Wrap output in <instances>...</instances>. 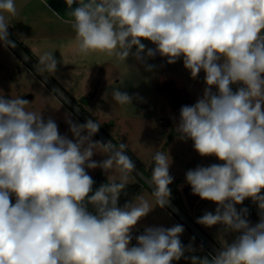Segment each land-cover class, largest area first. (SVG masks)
I'll return each mask as SVG.
<instances>
[{"label": "clouds", "instance_id": "9594fccd", "mask_svg": "<svg viewBox=\"0 0 264 264\" xmlns=\"http://www.w3.org/2000/svg\"><path fill=\"white\" fill-rule=\"evenodd\" d=\"M65 4L80 54L132 58L145 72L158 67L149 60L159 56L168 65L182 61L193 80L203 72L202 94L180 107L178 120L170 118L180 141H191L200 157L218 161L185 172L191 194L216 205L196 223L220 225L236 235L214 255L198 256L195 237L187 245L181 240L182 224L148 225L138 232L154 209L143 197L120 204L132 174L152 187L157 207L179 211L169 187L174 182L170 151L155 152L148 179L127 154L126 143L94 139L99 122L79 123L69 114L64 122L70 135L62 134L54 118L28 110V99L0 95V264H178L182 259L264 264V0ZM5 14H17L15 0H0V46L15 49ZM58 66L51 52L42 53L34 65L41 75H55ZM52 93L70 103L59 88ZM112 97L121 106L143 101L139 93L119 89ZM97 155L104 158L93 159ZM95 169L110 177L99 187L89 174ZM113 174H119L118 182ZM246 200L257 208L254 224L249 208L237 207Z\"/></svg>", "mask_w": 264, "mask_h": 264}, {"label": "rangeland", "instance_id": "374dc122", "mask_svg": "<svg viewBox=\"0 0 264 264\" xmlns=\"http://www.w3.org/2000/svg\"><path fill=\"white\" fill-rule=\"evenodd\" d=\"M15 4L17 14H5L9 23L10 39L15 42L23 41L37 57L44 52L53 53L59 61V66L55 75L47 72L41 75L35 70L36 63L18 46L15 49L0 46V95L6 98L28 99V110L42 113L45 118H54L62 134L68 133V126L64 121L69 114L79 123L92 117L111 138L118 143H126L133 158L144 165L146 172L150 174L155 163V152L162 151L167 154L170 151L173 159L170 174L174 177V188L181 199L180 205L173 201L172 205L179 211L174 213L171 208L157 207L151 194L152 187L148 184L136 195L133 202L137 197H143L154 210L140 222L136 230L148 225L167 227L179 223L185 227L182 239L190 240V232H196L197 235L201 233L206 237V240H201L200 236L195 234L206 251H210L209 246L213 244L220 245L222 249L230 243L235 233L223 231L220 225L205 228L196 223L198 217L205 211H214L216 205L192 195L190 186L185 183V172L188 169L218 161L214 157H200L194 151L191 141L179 140L180 134L176 132L170 118L174 115L178 120L179 113L173 112L168 99L160 91L167 79H172L190 94L193 104L205 87L203 72L198 79L193 80L190 73L184 69L182 61L168 65L159 56L149 60V63L158 67L153 72H145L143 66L132 58L124 62L106 52L80 54L77 51L76 32L73 28L74 18L67 14L71 9H67L65 0H15ZM76 6L74 4L73 8ZM145 43L152 47L149 42ZM54 87L59 88L65 97L68 94L70 103L60 100L56 93H52ZM114 89L133 95L139 93L143 101L134 99L133 105L121 106L112 97ZM76 109H79V112ZM98 133L105 141L110 140L101 130ZM94 139L98 140L97 137ZM103 158L100 155L93 157L95 160ZM97 170H89V174L93 176ZM137 170L142 173L138 168ZM105 175L110 178L108 174ZM143 177L148 178L144 174ZM111 179L119 180V174H113ZM139 180V176L132 174L128 182ZM242 206L257 212L256 206L250 200L237 207ZM258 220L259 216L251 222L254 224ZM183 243L188 244L186 240ZM181 261L178 264H181ZM184 262L189 263L185 260Z\"/></svg>", "mask_w": 264, "mask_h": 264}, {"label": "trees", "instance_id": "16d2710c", "mask_svg": "<svg viewBox=\"0 0 264 264\" xmlns=\"http://www.w3.org/2000/svg\"><path fill=\"white\" fill-rule=\"evenodd\" d=\"M17 46L23 50L26 55L32 59L36 64L38 63V57L36 56V54L23 42V41H16ZM17 55L20 57V59L23 60V57L19 54V52L16 50ZM27 62V61H25ZM30 66V65H29ZM63 90V88H62ZM64 91V90H63ZM160 91L165 95V97L168 99L172 110L175 114L179 113V109L182 105H191V96L190 94L184 90L183 88H180L177 83L172 80V79H167V81L160 87ZM64 93L66 94L67 92L64 91ZM57 96L60 98V100L64 101V98L62 96H59L57 94ZM66 96L68 97V94H66ZM69 98V97H68ZM183 101L185 103H183ZM65 102V101H64ZM76 104V103H75ZM78 106V105H77ZM79 108V106H78ZM80 109V108H79ZM91 119H93L92 117H90ZM100 130L107 136L109 137L110 140H112L113 143L119 144L117 141H115L113 138H111V136L103 129L100 127ZM175 131H173L172 134H174ZM98 138V140H104L101 135L99 133L96 134V136ZM105 141V140H104ZM127 154L135 161L136 166L138 167V169L144 174L146 175L148 178H151V174L146 172L145 166L142 164H139L132 156L131 152L129 151V149H126ZM93 179L96 181V184L94 185V187H99V185L101 183H105L108 182V178L106 177L105 174H103V172L98 169L97 172L92 176ZM140 180L138 182H134V183H130L128 182L127 187L125 189V193L126 194H122L121 198H120V204L123 205V203L127 200V201H134V198L136 197V195L143 189V187L147 186L148 183L139 176ZM117 182L119 180L115 179ZM171 191H172V201L177 204L180 205L181 204V199L179 198L178 192L176 191V188H174V183H172L170 186ZM15 202V198L13 197V203ZM89 210H93L92 206L89 205ZM249 220H257L258 219V214L255 210L249 208ZM219 246V245H218ZM220 247V246H219ZM208 255V253H207Z\"/></svg>", "mask_w": 264, "mask_h": 264}, {"label": "crops", "instance_id": "0c3cea01", "mask_svg": "<svg viewBox=\"0 0 264 264\" xmlns=\"http://www.w3.org/2000/svg\"><path fill=\"white\" fill-rule=\"evenodd\" d=\"M189 228V227H188ZM138 231H143V229H139ZM191 234H189L188 236H189V238H192V237H195V246L197 247V252L196 253H199V255L198 256H204V255H207V251L206 250H200L199 249V245H200V243H199V239L197 238V236L195 235V234H193L192 232H190ZM184 238V237H183ZM181 240L182 241H185L186 240V243L188 242L189 243V239L188 238H185V239H182L181 238ZM220 246V245H219ZM181 264H185V262H184V260H182L181 261ZM189 264V263H188Z\"/></svg>", "mask_w": 264, "mask_h": 264}, {"label": "built area", "instance_id": "2783aa9c", "mask_svg": "<svg viewBox=\"0 0 264 264\" xmlns=\"http://www.w3.org/2000/svg\"><path fill=\"white\" fill-rule=\"evenodd\" d=\"M69 99V98H68ZM75 107V106H74ZM78 107V106H77ZM137 167V166H136ZM138 168V167H137ZM195 234L197 235V233L195 232ZM198 235L200 236V239L201 240H203L204 238V240H206V237L204 236V235H202L201 233H198ZM197 235V236H198ZM208 239V238H207ZM211 249H210V251H207V253H208V255L209 256H211V255H214L217 251H219L221 248L218 246V245H216V244H213V245H211V246H209Z\"/></svg>", "mask_w": 264, "mask_h": 264}, {"label": "water", "instance_id": "95a60500", "mask_svg": "<svg viewBox=\"0 0 264 264\" xmlns=\"http://www.w3.org/2000/svg\"><path fill=\"white\" fill-rule=\"evenodd\" d=\"M139 232V231H138ZM138 232H137V234H138ZM133 243H135V241H133Z\"/></svg>", "mask_w": 264, "mask_h": 264}]
</instances>
